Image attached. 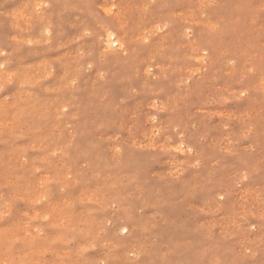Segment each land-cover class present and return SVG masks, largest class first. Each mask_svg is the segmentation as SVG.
Returning a JSON list of instances; mask_svg holds the SVG:
<instances>
[{
  "label": "rangeland",
  "instance_id": "rangeland-1",
  "mask_svg": "<svg viewBox=\"0 0 264 264\" xmlns=\"http://www.w3.org/2000/svg\"><path fill=\"white\" fill-rule=\"evenodd\" d=\"M263 13L0 0V264H264Z\"/></svg>",
  "mask_w": 264,
  "mask_h": 264
},
{
  "label": "bare ground",
  "instance_id": "bare-ground-1",
  "mask_svg": "<svg viewBox=\"0 0 264 264\" xmlns=\"http://www.w3.org/2000/svg\"><path fill=\"white\" fill-rule=\"evenodd\" d=\"M190 1V0H189ZM34 2V1H33ZM187 2V1H186ZM220 2V1H219ZM218 2V3H219ZM214 3V2H213ZM221 6V5H220ZM37 7V6H36ZM38 8V7H37ZM213 9V8H212ZM219 9V8H218ZM221 10V9H220ZM159 11V10H158ZM104 12V11H103ZM177 13V12H176ZM207 13H208V11H207ZM264 14V13H263ZM233 15V14H232ZM224 17V16H223ZM220 21V20H219ZM172 26V25H171ZM180 26H181V24H180ZM72 28V27H71ZM221 28V27H220ZM181 29V28H180ZM181 31V30H180ZM83 32V31H82ZM184 33V32H183ZM189 33V32H188ZM41 34H43V33H41ZM111 34V33H110ZM156 34V33H155ZM226 34V33H225ZM113 35H106V46L108 47V44H109V46H110V43L112 44V43H115V44H118V41H119V39H118V41L117 40H115L114 42L113 41H111L110 40V38L112 37ZM160 36V35H159ZM40 37V36H39ZM87 37V36H86ZM188 37V36H187ZM10 38V37H9ZM110 40V41H109ZM149 40V39H148ZM146 41V40H145ZM154 42V41H153ZM120 43V42H119ZM70 45V44H69ZM78 46V45H77ZM105 48V47H104ZM115 48V47H114ZM189 48V47H188ZM102 50V49H101ZM111 50H113V49H111ZM202 51H204V50H202ZM102 52H103V50H102ZM223 53V52H222ZM99 54V53H98ZM197 55V54H196ZM201 57V56H200ZM144 58V57H143ZM202 58V57H201ZM205 58V57H204ZM199 59V58H198ZM98 60V59H97ZM28 66V65H27ZM198 67V66H197ZM149 68V67H148ZM147 68V69H148ZM151 68V67H150ZM196 68V67H195ZM203 68V67H202ZM251 69V68H250ZM86 72V71H85ZM147 72V71H146ZM181 72V71H180ZM100 73V72H99ZM199 73V72H198ZM101 74V73H100ZM190 74V73H189ZM135 75H137V74H135ZM147 75H149V73H147ZM188 75V74H187ZM142 77V76H141ZM50 78V77H49ZM160 78V77H159ZM37 84V83H36ZM203 87V86H202ZM31 90V89H30ZM134 91V90H133ZM242 95V94H241ZM159 97V96H158ZM9 98V97H8ZM21 98V97H20ZM3 99V98H2ZM25 100V99H24ZM149 104L151 105V103L149 102ZM152 104H154L153 102H152ZM157 106V105H156ZM164 111V110H163ZM165 112V111H164ZM71 120V119H70ZM161 120V119H160ZM4 121V120H3ZM194 123V122H193ZM172 124V123H171ZM11 126V125H10ZM19 129H21V128H19ZM18 129V130H19ZM54 132V131H53ZM55 133V132H54ZM240 142V141H239ZM119 144H120V142H118ZM14 144V143H13ZM27 144V143H26ZM15 145V144H14ZM59 145V144H58ZM182 145V144H181ZM239 145V144H238ZM172 148V147H171ZM225 148V147H224ZM26 149V148H25ZM166 149V148H165ZM52 151V150H51ZM199 151V150H198ZM133 153V152H132ZM181 154V153H180ZM183 156V155H182ZM207 156V155H206ZM87 157V156H86ZM127 157V156H126ZM6 158V157H5ZM127 158H129V157H127ZM127 158H125V159H127ZM88 159V158H87ZM191 160V159H190ZM110 161V160H109ZM150 161V160H149ZM37 162H38V160H37ZM143 162H146V161H143ZM122 163V162H121ZM127 163V162H126ZM197 163V162H196ZM44 164V163H43ZM139 165V164H138ZM145 165V164H144ZM228 165H230V164H228ZM231 166V165H230ZM237 168V167H236ZM112 169V168H111ZM124 169V168H123ZM240 169V168H239ZM205 170V169H204ZM240 171V170H239ZM238 171V172H239ZM38 172V171H37ZM132 174V173H131ZM226 175V174H225ZM48 176V175H47ZM123 176V175H122ZM256 176V175H255ZM89 178V177H88ZM120 178V177H119ZM111 180H113V179H111ZM262 181V180H261ZM130 185V184H129ZM170 185V184H169ZM9 190V189H8ZM13 192V191H12ZM19 193V192H18ZM4 194V193H3ZM117 194V193H116ZM230 194V193H229ZM97 195V194H96ZM171 196V195H170ZM204 201V200H203ZM6 203V202H5ZM100 215V214H99ZM154 216V215H153ZM149 218V217H148ZM44 222V221H43ZM179 227V226H178ZM58 228V227H57ZM147 239V238H146ZM145 240V239H144ZM72 242V241H71ZM234 247V246H233ZM252 259V258H251ZM176 263V262H175Z\"/></svg>",
  "mask_w": 264,
  "mask_h": 264
}]
</instances>
